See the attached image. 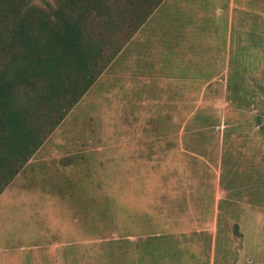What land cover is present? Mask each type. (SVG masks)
<instances>
[{"label":"rangeland","instance_id":"374dc122","mask_svg":"<svg viewBox=\"0 0 264 264\" xmlns=\"http://www.w3.org/2000/svg\"><path fill=\"white\" fill-rule=\"evenodd\" d=\"M150 21L1 195L0 264H264V0Z\"/></svg>","mask_w":264,"mask_h":264},{"label":"trees","instance_id":"16d2710c","mask_svg":"<svg viewBox=\"0 0 264 264\" xmlns=\"http://www.w3.org/2000/svg\"><path fill=\"white\" fill-rule=\"evenodd\" d=\"M165 1L0 0V197Z\"/></svg>","mask_w":264,"mask_h":264},{"label":"crops","instance_id":"0c3cea01","mask_svg":"<svg viewBox=\"0 0 264 264\" xmlns=\"http://www.w3.org/2000/svg\"><path fill=\"white\" fill-rule=\"evenodd\" d=\"M155 13H156V12H155ZM155 13H154V14H155ZM154 14H153V15H154ZM152 18H153V16L148 20V22H149L150 20L152 21ZM151 21H150V22H151ZM146 24H147V23H146ZM146 24H145V25H146ZM145 25L139 30V32H140L143 28H145ZM146 26H147V25H146ZM139 32H138V33H139ZM138 33H137V34H138ZM137 34L135 35V37L132 39V41L126 46V48H125L123 51L127 50V48H129L130 46H132V43L135 41V38H136ZM230 43H231V40H230ZM123 51H122V52H123ZM122 52H121V53H122ZM113 62H114V61H113ZM157 140L163 141L164 138L161 137V138H159V139H157ZM150 141H153V140H150ZM38 152H39V151H38ZM37 154H38V153H37ZM37 154H36V155H37ZM36 155H35V156H36ZM35 156L33 157V159L29 162V164H28L27 166H29L30 164H32V163H34V162L36 161ZM27 166H26V168H27ZM26 168H25V169H26Z\"/></svg>","mask_w":264,"mask_h":264}]
</instances>
